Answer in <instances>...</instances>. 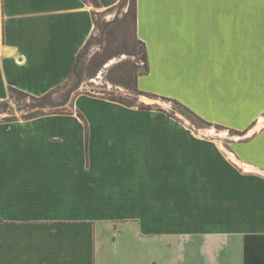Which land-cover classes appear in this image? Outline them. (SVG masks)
<instances>
[{"label":"crops","instance_id":"0c3cea01","mask_svg":"<svg viewBox=\"0 0 264 264\" xmlns=\"http://www.w3.org/2000/svg\"><path fill=\"white\" fill-rule=\"evenodd\" d=\"M221 1L137 0L149 55L138 87L230 130L259 121L228 155L247 172L164 112L88 95L75 102L86 119L0 122V264H177L158 236L180 241L179 264H264V66ZM93 11L0 0V101L9 87L41 96L66 82ZM109 228L133 237L111 244Z\"/></svg>","mask_w":264,"mask_h":264},{"label":"rangeland","instance_id":"374dc122","mask_svg":"<svg viewBox=\"0 0 264 264\" xmlns=\"http://www.w3.org/2000/svg\"><path fill=\"white\" fill-rule=\"evenodd\" d=\"M129 2L120 9L115 8L110 11L98 9L99 12H102L101 15L98 16V19L101 22L112 21L118 13L123 14L127 11L130 5ZM221 7L227 8L233 12L232 18L235 21L237 27L239 26L241 28L246 29V31H248L247 34H249V32L252 33V39H250V36L248 35L244 39L245 43L242 42V45L250 46L252 42L253 56L257 57L260 61H262L264 66V0H236V1L222 0ZM242 8L250 10L253 13H257V14L250 15L246 13ZM253 33L255 36L253 35ZM96 34H97V39L93 41L92 46L87 50V53H85L82 64L79 65L78 70L79 73L82 75V79H83L80 88L76 92H74V94H72L71 100L69 101L66 107L50 108V109L48 108L45 110V113H53L57 111L64 113L68 112V114H51V115L75 116L76 118L86 119L85 115L75 106L76 99L80 95H88L91 97H97L106 100H108L107 98H113V97L129 98V96L127 95L128 94L127 90H125L123 87L120 86H114L111 82L108 81L109 77L117 78L118 75L117 71L110 70V67L112 65L119 63L120 61H130L132 63H137L138 59L135 57H127L126 55H124L120 58H114L113 60L110 61L109 64L105 65L100 71L99 70L97 71V67L96 68L94 67L92 70H89L88 69L90 65L89 61L96 52H101L102 49L100 45L101 44L100 33L96 32ZM92 74H96V76L90 79L89 76ZM260 84L261 81H253L254 87H256L257 85L260 86ZM143 102L146 105H152L154 109H158V108L163 109L171 118L186 124L196 135L215 139L218 142V144L221 146L222 151L224 152L225 155H227V157L228 155H231V153L235 152L233 150V145L235 143L246 141L247 140L246 138L250 137V135L254 131L263 128V127L259 129L257 128L259 126V121L255 122L245 132H241L233 129L230 130L228 128H218L214 124L209 125L204 120H202L203 118L202 119L198 118L197 116L191 114L187 109H185L181 105L175 104L172 101L162 100V99H151L148 97L139 98V103H143ZM11 104L14 109L13 114L17 118H21L22 115H25L29 110V108L26 107V104L17 106L15 101H11ZM5 116L6 115L0 116V119H3ZM229 159L237 168H240L243 172H247L248 167L245 166V164L242 163L240 159L239 161L233 160L231 158ZM260 178L264 179V175L263 177ZM105 233L108 236L111 244H113V241L115 240L120 243L123 242V244L127 245L129 243V240L132 239L133 237L129 231H125V234H123L122 236L119 235L116 236L115 235L116 232L112 228H109V230H107ZM152 242H153L152 245L158 251L165 253L168 259L170 257L172 258V260L176 261L177 264H179L180 252H179L178 243L180 241L176 242L175 239L168 236H161V237L158 236L153 238ZM159 262H157V264H159ZM164 263L169 264L170 262L165 261ZM170 264H176V263L174 262Z\"/></svg>","mask_w":264,"mask_h":264},{"label":"trees","instance_id":"16d2710c","mask_svg":"<svg viewBox=\"0 0 264 264\" xmlns=\"http://www.w3.org/2000/svg\"><path fill=\"white\" fill-rule=\"evenodd\" d=\"M83 1L93 6L94 8L93 17L95 33L92 34L84 48L75 57L67 81L41 96H35L15 87H9L8 99L0 101V116L6 115L3 119H0V122L31 120L51 114H68V112L64 113L58 111L53 113H45V110L48 108L50 109L66 107L71 100L72 94H74V92H76L80 88L83 79L78 70L79 65L82 64L85 53H87V50L92 46L93 41L97 39L96 32L100 33V45L102 49L101 52H96L89 61V70L97 67V71H100L105 65L109 64L111 60H113L114 58H120L124 55H126L127 57H135L138 59L137 63H132L130 61H120L119 63L110 67V70L117 71L118 75L117 78L109 77L108 81L111 82L114 86H120L127 90V95L129 96V98L113 97L107 98L108 100L123 104L128 107L136 106L140 110L154 109L152 105H146L144 102L139 103V98L141 97L169 100L174 102L175 104L181 105L191 114L202 119L196 113L188 109V107L181 104L175 99L145 92L139 89V78L149 73V55L146 43L139 38L137 33V0H130V2L129 0H121V2L117 6L107 9L106 11H110L115 8L120 9L128 2L130 3L125 13H118L110 22H101L98 19V16H100L102 13L98 11V9H102V5L99 0ZM95 76L96 74H92L89 76V78L91 79ZM11 101H15L17 106L26 104V107H28L29 110L25 115H22L21 118H17L13 114L14 109ZM156 110L166 113V111L160 108ZM205 122L209 125H212V123L210 122ZM215 126L218 128H225L220 125Z\"/></svg>","mask_w":264,"mask_h":264}]
</instances>
